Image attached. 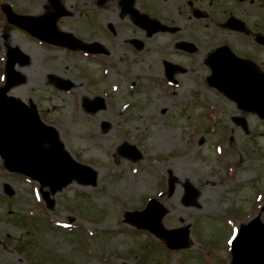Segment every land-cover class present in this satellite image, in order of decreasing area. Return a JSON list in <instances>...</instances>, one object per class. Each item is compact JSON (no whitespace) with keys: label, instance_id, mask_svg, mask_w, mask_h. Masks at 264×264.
<instances>
[{"label":"rangeland","instance_id":"374dc122","mask_svg":"<svg viewBox=\"0 0 264 264\" xmlns=\"http://www.w3.org/2000/svg\"><path fill=\"white\" fill-rule=\"evenodd\" d=\"M7 1L17 13H48V0ZM73 3L66 0L67 6ZM4 18L0 10V77L7 44L31 58L28 65L17 66L27 82L9 94L32 99L72 156L94 167L98 178L96 186L72 181L52 195L55 203L49 208L37 190L39 184L6 175L0 158V264H229L231 225L260 211L255 201L257 192L264 190V119L238 109L218 90L200 87L195 74L180 76L183 85L176 91L153 81L162 79L160 60L142 58L126 43L118 47L119 39L109 58L112 68L102 73V66L86 56L45 46L20 28L7 26ZM75 19H60L59 27L72 32ZM124 30L125 37L138 35ZM51 74L71 79L73 89L57 90ZM93 93L109 94L107 108L95 114L81 105L82 98L93 99ZM208 112L218 122H212ZM233 117L245 118L247 130ZM103 121L110 122L105 132ZM124 141L137 145L142 159L133 162L120 156L116 148ZM217 142L224 144L221 154L215 150ZM169 171L176 177L171 196ZM187 180L201 190L198 207L181 203ZM5 182L16 191L13 197L4 193ZM152 197L169 208L166 227L195 221L190 247L165 250L153 234L123 221L125 210H140ZM228 210L235 212L221 220ZM70 224L76 230L67 228Z\"/></svg>","mask_w":264,"mask_h":264},{"label":"flooded vegetation","instance_id":"af4514ba","mask_svg":"<svg viewBox=\"0 0 264 264\" xmlns=\"http://www.w3.org/2000/svg\"><path fill=\"white\" fill-rule=\"evenodd\" d=\"M59 3L70 11L62 19L76 18L72 33L94 44L93 52H75L101 65L102 73L112 68L109 58L118 39V47L126 43L132 53L160 60L162 79L153 81L175 91L183 85L180 76L190 78V74L197 75L199 86L207 88L211 72L208 59L217 50L224 56L232 52L264 73V0H74L73 6H67L66 0ZM79 13L83 20L78 19ZM125 28L138 35L125 37ZM147 49L154 52H145ZM108 100L109 97L107 104Z\"/></svg>","mask_w":264,"mask_h":264},{"label":"water","instance_id":"95a60500","mask_svg":"<svg viewBox=\"0 0 264 264\" xmlns=\"http://www.w3.org/2000/svg\"><path fill=\"white\" fill-rule=\"evenodd\" d=\"M53 13L33 16L19 15L12 11L10 6L3 7L11 23L29 31L32 35L54 44L68 47L92 50L90 45L78 43L69 33L57 29V19L65 12L58 5L57 0H51ZM28 55L19 47H9L6 61V84L0 88V153L5 159V166L11 171L21 172L51 187L52 193L62 189L72 180L84 185H96L97 172L88 165L74 160L65 149L59 132L51 125L44 124L38 115L36 106H26L20 100L7 96V91L22 82L24 75L15 69L16 63L21 65L28 61ZM216 74H214L213 77ZM248 76V75H247ZM252 80H250L249 78ZM239 81L225 92L238 102L239 107L257 111L264 117V86L254 85L253 79L248 76ZM228 83H234L230 79ZM57 85L63 89L72 87L70 80L57 79ZM260 96V97H259ZM88 111L96 112L104 108L103 99L97 98L95 103L84 102ZM104 130L108 123H103ZM48 144L47 146H45ZM119 153L133 160L141 157L136 146L124 143L119 147ZM10 195L14 193L7 185ZM174 191V181L170 180V193ZM186 197L193 201L199 192L192 186L186 185ZM46 199L49 193L45 192ZM54 201H50L52 206ZM166 209L156 201H152L148 209L143 212H127L126 221L140 228H148L159 237L166 240L171 248L187 247L189 227L184 229L167 230L161 222ZM233 260L231 264H264V223L257 216L251 223L242 225L240 234L232 245Z\"/></svg>","mask_w":264,"mask_h":264}]
</instances>
